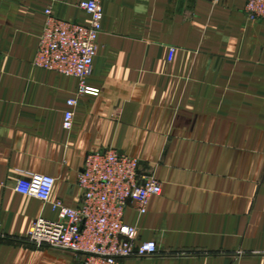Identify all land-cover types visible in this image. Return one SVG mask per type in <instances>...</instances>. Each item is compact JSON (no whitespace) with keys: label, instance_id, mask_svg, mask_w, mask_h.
<instances>
[{"label":"crops","instance_id":"obj_1","mask_svg":"<svg viewBox=\"0 0 264 264\" xmlns=\"http://www.w3.org/2000/svg\"><path fill=\"white\" fill-rule=\"evenodd\" d=\"M80 1L0 0V264L80 263L26 241L57 214L13 187L51 176V201L76 209L78 173L104 150L162 188L123 219L158 255L123 264H264V22L244 0H107L86 81L98 95L81 96L75 78L33 66L44 12L88 26Z\"/></svg>","mask_w":264,"mask_h":264},{"label":"built area","instance_id":"obj_2","mask_svg":"<svg viewBox=\"0 0 264 264\" xmlns=\"http://www.w3.org/2000/svg\"><path fill=\"white\" fill-rule=\"evenodd\" d=\"M106 1L79 2V9L90 16L88 26L59 20L50 9L44 12L33 66L75 78L81 96L98 95V91L86 86V81L93 72L103 19L102 5ZM244 13L251 21L264 22V0H244ZM76 106V99L67 101L65 131L72 128ZM54 185L53 177L38 174L20 178L14 184L16 193L50 204L57 214L56 220L38 218L32 222L26 235L29 244L70 252L79 257V264H123L127 259L158 255L154 242H139L137 228L123 221L129 204L143 215L149 200L162 193L161 184L155 178L141 174L137 159L114 150L87 155L77 177L82 202L76 209L65 207L60 200L51 201Z\"/></svg>","mask_w":264,"mask_h":264}]
</instances>
